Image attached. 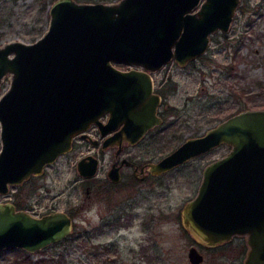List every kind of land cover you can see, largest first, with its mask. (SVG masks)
I'll return each instance as SVG.
<instances>
[{
	"label": "water",
	"instance_id": "1",
	"mask_svg": "<svg viewBox=\"0 0 264 264\" xmlns=\"http://www.w3.org/2000/svg\"><path fill=\"white\" fill-rule=\"evenodd\" d=\"M239 1L53 0L41 35L0 43V82L10 73L0 94V193L41 172L92 122L105 132L122 120L113 135L131 141L159 122L149 72L114 61L151 69L171 57L184 63L205 51L210 32L229 27ZM221 142L230 147L204 164L195 194L181 206V223L204 245L244 233V263L264 264V106L226 115L147 165L159 173ZM87 156L76 163L84 175L95 168L96 158ZM72 225L64 209L34 214L0 200V248L33 250L63 238ZM187 256L198 264L203 253L190 244Z\"/></svg>",
	"mask_w": 264,
	"mask_h": 264
},
{
	"label": "rangeland",
	"instance_id": "2",
	"mask_svg": "<svg viewBox=\"0 0 264 264\" xmlns=\"http://www.w3.org/2000/svg\"><path fill=\"white\" fill-rule=\"evenodd\" d=\"M51 1L0 0V43L12 38L31 41L41 35L49 22ZM153 75L173 77L175 88L167 93L166 100L176 109L160 125V133L125 148V154L140 160L161 156L186 135L199 134L238 109L263 106L264 89L258 81H264V0H240L229 27L210 32L204 52L184 68L171 60ZM9 81L10 73H5L0 94ZM88 144L83 141L41 173L0 193V200L18 198L32 213L61 208L73 218L71 231L59 240L33 250L21 246L0 248V264H38L41 256L51 258L50 264H194L187 256L190 244L204 255L198 264L241 260L245 251L243 236L205 246L180 218L183 202L196 192L203 165L225 153L229 144L223 142L196 154L152 179L153 183L125 181L122 215L115 214L116 206L108 209L101 198L88 208L85 180L76 168V160L88 150ZM110 156L108 149L102 160L104 166ZM134 195L137 199L130 201V206L126 200ZM24 251L28 253L27 261L23 260Z\"/></svg>",
	"mask_w": 264,
	"mask_h": 264
},
{
	"label": "flooded vegetation",
	"instance_id": "3",
	"mask_svg": "<svg viewBox=\"0 0 264 264\" xmlns=\"http://www.w3.org/2000/svg\"><path fill=\"white\" fill-rule=\"evenodd\" d=\"M191 59L186 60L184 63H179L175 58L171 57L168 61H166L162 65L155 67L153 69L145 68L142 64L136 63V62H130V61H126V60H115L114 61V64L116 66L120 67L121 69L135 68V69L146 70L147 72H149L151 79H152V91L158 93V95H159V99H158V102L156 104L155 112L158 116H160V121L150 125L149 127H147L144 130V132L133 141L126 138L125 136L119 137L118 134L113 135L115 130H118L122 127V125H123L122 120L119 121V123L114 128L109 129L105 132L101 131V128L99 127V125L97 123L92 122L87 127V129L85 130L87 133H83L82 131H79L72 136V139L70 142V147L67 150L59 153L56 156V158L62 154H67L68 152H70L74 148H77L80 145V143H82L83 141H87V143H89L88 144V146H89L88 150L81 152V156H86V159L89 158V156H87L88 154L94 156L96 158L95 168H94V171L91 173H88L85 175L80 173L81 175H83L82 178H84V180H85L84 190H85V195H86V201L88 203V208H92L96 204L98 198H101V199H104L106 201V205H107L108 209L116 206L115 207V211H116L115 214L122 215L124 212L125 206H126L125 205V199L123 196V187H124L123 184L125 181L126 182L128 181L127 184L133 183V182L137 184L138 182L145 181V180L149 181V183H151L152 179L156 178L157 176H159L160 174H162L164 172H167L169 169H173L177 165H180L181 163H183L184 161H187L189 159L188 158V159L178 163L177 165H175L169 169L163 170L159 173H155V172H152L149 170L147 162L150 160H157L163 154L157 158H154V159L153 158H147L144 160H140L139 158H136L129 153L125 154L124 150L128 145L136 144L137 142L145 139L147 136H151V135L156 136L155 134L157 133V131L158 132L160 131L159 130L160 125L167 122L166 121L167 116L172 115L174 113V109H176L175 106L172 105V103H170L166 100L167 93L175 88L174 84L172 86V83H171L172 82L171 79L173 77L171 75H165V76H161V78H155L153 75V72L161 69L164 66V64L168 63L171 60L175 61L179 67L184 68L186 66V63ZM107 116H108V111H104L101 114L100 118L103 121H105L107 119ZM187 136H189V135H186L182 140H184ZM105 138H108V139H106V141L104 142ZM118 139H119V141H118ZM221 143H223V142H221ZM108 149L111 150V156L109 157L108 164L106 166H104L102 164L103 163L102 160L104 158V152ZM202 152H204V151H202ZM202 152H200V153H202ZM193 156H195V155H193ZM193 156H191V157H193ZM80 157H78L77 160ZM54 160L45 163L43 166V169H44V167H46L49 163L53 162ZM77 160H76V163H77ZM43 169H42V171H43ZM41 172H39V173H41ZM39 173H32L27 178H25L24 180L28 179L30 176H33V175L39 174ZM202 175H203V167L201 169V175H200V179H199L198 184H197V188L199 186V183L201 182ZM11 185H13V184H11ZM9 188H10V186H9ZM197 188H196V190H197ZM190 197H188V198H190ZM136 199H137V196L134 195L131 197L130 200L127 199L126 201H128L129 205L131 206L132 204L130 201L134 202ZM10 200H12L14 202L16 207L23 208L22 207L23 205H22L21 201H19L18 198L17 199L14 198V199H10ZM24 209H26V208H24ZM52 209H56V208H51L49 210H52ZM49 210H47V211H49ZM180 218H181V214H180ZM238 235H241L244 237V240H243L241 245L245 248V251H244V254H243L241 260L236 262V263H232V264H245L244 258L246 256V252L248 249L246 234L234 233V234H232V236L229 239H225L223 241L230 240L234 237H240ZM218 243H220V242H218ZM201 244H203V243H201ZM205 246H211V245H205ZM203 259H204V255H203L202 260Z\"/></svg>",
	"mask_w": 264,
	"mask_h": 264
},
{
	"label": "trees",
	"instance_id": "4",
	"mask_svg": "<svg viewBox=\"0 0 264 264\" xmlns=\"http://www.w3.org/2000/svg\"><path fill=\"white\" fill-rule=\"evenodd\" d=\"M233 56H234V58L236 59V55H235V53L233 54ZM237 60V59H236ZM259 82V87L260 88H262V89H264V81L263 80H259L258 81ZM252 95V94H251ZM262 105L264 106V99H263V101H262ZM19 204V203H18ZM65 237V236H64ZM23 254H25L24 256H25V258L23 259L24 261H27V259H28V256H27V254L28 253H26L25 251H24V253ZM49 259H51V258H47V257H45V256H41L40 258H39V260H38V264H46V263H48V264H50L49 263ZM12 263V262H11ZM12 264H14V263H12Z\"/></svg>",
	"mask_w": 264,
	"mask_h": 264
}]
</instances>
